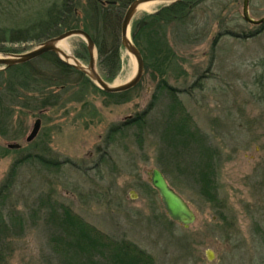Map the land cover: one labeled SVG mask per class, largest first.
Wrapping results in <instances>:
<instances>
[{
	"label": "rangeland",
	"instance_id": "obj_1",
	"mask_svg": "<svg viewBox=\"0 0 264 264\" xmlns=\"http://www.w3.org/2000/svg\"><path fill=\"white\" fill-rule=\"evenodd\" d=\"M61 1L0 0V26L39 24L48 32L57 21L56 15L47 21L49 8ZM243 1L208 0L184 24L169 26V66L162 71L157 59L144 61L132 89L107 93L81 71L97 88L77 78L63 108L24 116L13 138L0 132V190L16 173L0 198V223L7 227L0 230V264H63L49 216L55 202L91 227L92 238L100 235L95 245H105L77 253L74 264L105 262L100 254L111 240L130 242L155 264H264V23L244 20ZM89 2L73 4L84 30ZM168 4L138 11L133 22ZM249 10L263 18L264 0H250ZM43 41L3 42L0 49L25 53ZM65 41L88 67L85 38ZM136 71L123 47L121 68L108 82L125 84ZM155 168L195 211L190 227L167 214L150 181Z\"/></svg>",
	"mask_w": 264,
	"mask_h": 264
},
{
	"label": "trees",
	"instance_id": "obj_2",
	"mask_svg": "<svg viewBox=\"0 0 264 264\" xmlns=\"http://www.w3.org/2000/svg\"><path fill=\"white\" fill-rule=\"evenodd\" d=\"M75 1L62 0L61 4H54L49 8L50 14L47 21L51 20L50 15H56L57 21L54 24L52 22L47 24L48 32L42 33L43 25L39 24L25 28L0 26V43L25 40L41 42L45 38L55 37L66 30L80 28V23L75 19L76 12L73 7ZM131 1L128 3L117 1L116 4L107 5L100 4L97 0L89 2L91 11L87 12V17L90 18L84 22V27L95 42L99 66L106 81H112L121 68V50L123 49L121 22ZM206 1L208 0H180L136 19L132 25V38L139 47L144 61L157 59L160 70L165 71V68L169 66L167 63L174 56L167 42L168 27L173 24H184L195 6ZM0 50L4 53H17L8 48ZM77 78H86L93 84L84 73L65 62L55 52H47L29 62L0 70V132L2 135L13 138L10 136L11 129L16 125L23 127L24 116L63 108L67 102L64 98L71 93L72 86L79 82ZM161 84L168 87L167 82L163 80ZM94 86L97 88L96 85ZM42 162L45 166L50 164L44 159ZM15 174L14 171L11 172L3 183L0 198H4L5 193L9 191ZM49 216L56 231L55 236L52 237L53 243L58 246L55 247L58 250L57 255L64 258L63 264H74L77 253L86 254L105 247L104 244L93 243V240L100 235L92 238V228L76 218L69 207L55 202ZM1 224L0 230L5 228ZM107 247L110 248L108 253L100 254L105 260L103 263L100 262L101 264H155L145 252H141L125 240L116 242L111 240ZM1 250L0 246V259L3 258ZM69 253L73 256L68 258Z\"/></svg>",
	"mask_w": 264,
	"mask_h": 264
},
{
	"label": "water",
	"instance_id": "obj_3",
	"mask_svg": "<svg viewBox=\"0 0 264 264\" xmlns=\"http://www.w3.org/2000/svg\"><path fill=\"white\" fill-rule=\"evenodd\" d=\"M101 4H116V1L112 0H97ZM146 1H154V0H133L129 6L127 7L122 22H121V43L123 47L135 57L137 61V71L132 79L122 85H112L97 71L96 69V60L95 53L97 51L95 42L91 35L82 28H74L69 29L61 34L48 38L43 41L38 47L34 48L31 51L25 53H6L0 56V65L2 66L0 70L7 69L9 67L23 64L29 62L33 59H36L47 52H55L57 53L65 62L72 65L75 69L84 72L97 86H99L102 90L107 93H120L124 91H128L135 87L142 79L144 75V58L139 49V47L134 43L132 38V24L133 20L139 10L140 4ZM163 2L175 3L180 0H159ZM250 0L243 1V18L245 21L253 24L260 25L264 23V17L261 19H254L249 10ZM72 35H80L83 36L87 42V48L90 54V62L89 66L85 68L83 64L71 63L68 61L70 56L67 52L63 51L58 43L60 41L65 40L66 38ZM78 63H81L78 58L72 56ZM41 127V120L38 119L35 122L32 132L27 138V141H32L38 134L39 129ZM9 148H19L20 144L11 143L8 144ZM150 181L154 188L158 191L161 201L164 205V208L169 215V217L188 228L191 224H193L196 220V213L191 207V205L187 202V200L179 194L168 182L165 175L160 169H152L150 172ZM211 251H209V259H213V255Z\"/></svg>",
	"mask_w": 264,
	"mask_h": 264
},
{
	"label": "bare ground",
	"instance_id": "obj_4",
	"mask_svg": "<svg viewBox=\"0 0 264 264\" xmlns=\"http://www.w3.org/2000/svg\"><path fill=\"white\" fill-rule=\"evenodd\" d=\"M161 1L159 0H154V1H146L142 4H140L139 6V10L138 11H150L152 8H154L158 3H160ZM58 46L65 52H67L69 55H72L74 56L69 50H68V47H67V43L65 40L63 41H60L58 43ZM72 56H70V58H68V61L71 62V63H77V64H81V63H78ZM86 68V67H85Z\"/></svg>",
	"mask_w": 264,
	"mask_h": 264
},
{
	"label": "flooded vegetation",
	"instance_id": "obj_5",
	"mask_svg": "<svg viewBox=\"0 0 264 264\" xmlns=\"http://www.w3.org/2000/svg\"><path fill=\"white\" fill-rule=\"evenodd\" d=\"M90 55V54H89Z\"/></svg>",
	"mask_w": 264,
	"mask_h": 264
}]
</instances>
